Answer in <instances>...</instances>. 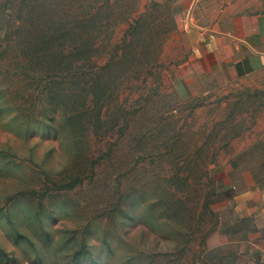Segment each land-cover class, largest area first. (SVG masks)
<instances>
[{
	"label": "rangeland",
	"instance_id": "374dc122",
	"mask_svg": "<svg viewBox=\"0 0 264 264\" xmlns=\"http://www.w3.org/2000/svg\"><path fill=\"white\" fill-rule=\"evenodd\" d=\"M170 2L0 0V264H259L224 171L264 73L198 70Z\"/></svg>",
	"mask_w": 264,
	"mask_h": 264
},
{
	"label": "crops",
	"instance_id": "0c3cea01",
	"mask_svg": "<svg viewBox=\"0 0 264 264\" xmlns=\"http://www.w3.org/2000/svg\"><path fill=\"white\" fill-rule=\"evenodd\" d=\"M182 19L196 68L236 80L264 73V0H171ZM264 129V128H263ZM256 145L238 153L224 171L238 201V212L256 230L255 246L264 264V130L260 157ZM251 160L257 168L246 167Z\"/></svg>",
	"mask_w": 264,
	"mask_h": 264
}]
</instances>
